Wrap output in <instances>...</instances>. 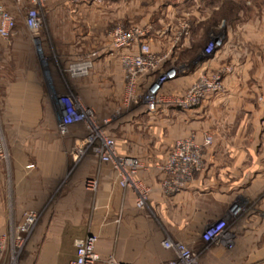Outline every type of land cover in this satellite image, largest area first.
<instances>
[{
	"label": "crops",
	"instance_id": "crops-1",
	"mask_svg": "<svg viewBox=\"0 0 264 264\" xmlns=\"http://www.w3.org/2000/svg\"><path fill=\"white\" fill-rule=\"evenodd\" d=\"M108 1L99 6L58 3V7L48 2L44 13L53 42H45V49L89 47L92 32L82 42L72 43L73 22L77 29H93V41L98 42L102 30L94 21L103 19ZM167 1L171 0H164ZM0 9L13 12L14 0H0ZM195 20L199 24V19ZM231 24L224 31L221 49L208 59H198L199 54L200 64L195 69L177 67V79L164 88L165 95H180L200 74L227 68L220 95L209 97L203 107L189 111L171 104L159 105L153 114H148L144 106L136 108L130 116L134 118L131 124L160 137L153 142L114 138L119 155L138 158L145 166L137 173V179L150 188V195L141 211L135 207L134 194L117 185L110 166L100 164L90 154L75 162L85 132L82 125L72 126L65 137L58 134L54 93L71 92L72 87L62 80L56 68L55 90L36 60H0V67L17 68L12 74L0 76L5 105L1 129L8 140L11 163V189L5 183L4 190L7 216L12 215L17 225L25 212L41 213L22 264H69L75 255L74 240L89 233L98 236L96 251L101 258L112 256L122 264H166L174 257L162 247L167 239L186 244L199 264H264V100H260L264 98V13L255 10L251 17ZM157 35L152 33L148 41L154 50L167 38ZM189 49V41L183 39L176 50L184 56ZM118 57L119 53L110 47L97 53L89 72L92 75L79 83L84 107L96 108L101 114L97 109L99 100L119 98L122 80ZM80 59H72L66 68ZM140 82L150 81L141 78ZM137 117L144 122L140 123ZM191 134L198 143L204 134L213 138L203 150L202 170L183 191L166 197L160 186V168L175 141ZM151 147L154 156H148ZM71 162L76 168L65 180ZM93 178L98 179L96 194L84 188V181ZM61 183L63 189L57 192ZM238 198L250 204L240 220L232 213ZM117 217L119 223L115 222ZM219 220L227 222L226 231L238 222L232 231L229 229L231 238L236 240L232 250L219 243L206 245L201 238L204 228ZM8 229L7 226L0 231V235Z\"/></svg>",
	"mask_w": 264,
	"mask_h": 264
},
{
	"label": "built area",
	"instance_id": "built-area-1",
	"mask_svg": "<svg viewBox=\"0 0 264 264\" xmlns=\"http://www.w3.org/2000/svg\"><path fill=\"white\" fill-rule=\"evenodd\" d=\"M73 6H99L108 0H52ZM32 8L25 17V26L30 32L32 42L37 53H41L42 39L41 11L46 0H31ZM16 23L14 17L7 11L0 9V39L8 40L14 36ZM150 26H131L130 28L116 27L110 32V48L119 53V64L126 78V103L135 104L140 98L148 114H153L162 104H171L181 111H189L200 107L211 96H218L224 91L223 71L205 72L180 95H165L164 88L178 77V70L174 67L164 69L166 57H159L151 52L148 41L152 34ZM223 46L221 38L213 37L200 54L201 58L212 57ZM97 53L93 52L71 63L66 73L73 79L85 78L93 68ZM141 78L150 81L148 84L140 82ZM264 100V98H260ZM54 113L57 132L65 137L69 129L75 125H82L85 131L77 148L75 162L87 154L97 158L98 162L111 167L115 174L117 185L122 189L130 190L135 196V207L144 210L149 200L150 188L137 179V173L144 169V164L135 157L121 156L116 151L115 140L110 138L102 129L109 124L103 120L99 125L96 122L92 109L84 107L77 99L69 95L54 97ZM213 139L204 135L198 143L194 134L175 141L173 147L161 166V190L166 197L179 194L202 170L203 150L210 146ZM2 144H0V162L8 163ZM84 188L96 194L98 179H87ZM93 205V210H96ZM239 209L233 208V215ZM39 220L36 211H28L23 215L22 222L9 225V235H0V264H5L7 250L9 260L16 263L25 250L29 238ZM116 223L120 222L117 217ZM227 222L219 220L206 226L201 238L206 245L219 243L230 248V238L226 232ZM98 236L92 233L73 242L75 255L69 264H122L110 256L100 257L96 251ZM8 246V248H7ZM162 247L174 254L166 264H199L190 248L179 241L164 240Z\"/></svg>",
	"mask_w": 264,
	"mask_h": 264
},
{
	"label": "rangeland",
	"instance_id": "rangeland-1",
	"mask_svg": "<svg viewBox=\"0 0 264 264\" xmlns=\"http://www.w3.org/2000/svg\"><path fill=\"white\" fill-rule=\"evenodd\" d=\"M31 0L28 2L14 0V9L13 12L7 10L9 14H11L16 23L14 36L8 40L0 39V60L1 59H23V60H31L34 59L39 62L40 69L43 74L49 79L48 84L55 89L54 81H53V68H56L59 76L63 81L67 82L71 88V92L68 91L66 93L55 92V96H62L72 94V97L77 99L80 103H82V98L80 94V81H84L92 74L85 78L73 79L71 78L65 71L67 64L72 62L73 60L81 57L85 58L89 54L93 52H101L104 47H110V32L116 27L122 28H130L131 26H150L152 28V32L154 34H158L157 36H165V44L158 45V49H151V52L159 57H166V62L163 65L164 69L167 68H177L179 67L183 70L187 69H195L200 64V61H197L198 55L201 54L206 45L210 42L211 38H221L223 40V34L227 27L230 26L231 23H238L244 17H251L254 14L255 10L258 12L264 13V0H197L194 4L192 3H184V4H173L174 2L164 0H109L108 5L105 10V15L103 19H98L95 24L101 26L102 36H98V42L95 43L93 41L96 35H93L95 31L93 29L86 30L85 27L79 26L81 28H75V22L72 23V33L71 41L72 43L82 42V38L87 35L92 34V40L89 39L91 44L89 47H82L81 50L71 49V47H67L65 49L58 50H46L45 42H49L52 44L53 37L49 32L47 18L44 13V7L48 4V2H52L53 5L57 6L60 2H54L52 0H46L44 3V7L41 11V29L40 36L43 40L41 53H37L34 44L32 42V38L30 32L25 26V17L27 12L32 8ZM58 7V6H57ZM170 7V8H167ZM159 10L157 13L155 11ZM173 12L170 15V12ZM183 13V14H182ZM243 13V14H242ZM194 14V16H193ZM166 16H169L166 17ZM244 16V17H243ZM199 19V24L196 25L195 19ZM160 19V20H159ZM239 19V20H237ZM231 28L234 29L233 24H231ZM236 29V28H235ZM98 33L99 30H98ZM82 36V37H80ZM61 37V38H60ZM60 39L63 38V34H60ZM67 38V37H66ZM80 38V39H79ZM183 39H187L190 44V49L187 53L182 55L176 50L177 46H179ZM74 43V45H75ZM84 43V42H83ZM82 43V44H83ZM73 45V46H74ZM62 46V45H61ZM80 46V45H78ZM86 46V45H85ZM201 57L199 56L198 59ZM73 59V60H72ZM206 59V58H202ZM173 62V63H172ZM17 68L14 66L10 67H0V76L1 75H9L12 74ZM119 69L121 73V93L118 96H114L109 100H99L98 108L101 112L98 113L96 108H91L94 112V116L96 122L100 125L103 120H109V124L103 126V130L105 133L110 134L109 137L116 140L126 141L128 139H145L153 142L157 140L160 136L159 134H148L143 132L142 129H138V126L131 124L134 121V118H130L135 111L136 108L142 107V101L140 98H137V103L128 104L126 103V78L123 73V70L119 64ZM227 68H220L217 71H223V76L226 73ZM10 71V72H9ZM65 71V72H64ZM206 71V70H205ZM228 71V70H227ZM214 72V71H213ZM100 84V82H99ZM85 85V84H84ZM70 89V88H69ZM56 90V89H55ZM4 94L0 89V144H2L6 154L8 155V163L0 162V168L2 167L3 179L5 181L0 180V231H3L7 226L14 223V219L12 215L7 216L6 210V198H4V190L6 191L7 185L10 187V177H11V163H10V151L8 147V140L6 138V134L1 129L2 127V119L5 111L4 105ZM85 102V100H83ZM204 106V103L196 108L199 109ZM100 114V115H99ZM140 120V123L144 121L140 118H136V120ZM146 122V121H145ZM115 128L114 130H110V128ZM110 131H109V130ZM70 131V130H69ZM85 135V132H83ZM192 135V134H191ZM208 135V134H204ZM212 137V136H211ZM114 139V140H115ZM213 139V138H212ZM152 152L148 151V156H154L155 152L153 147L150 148ZM164 149V148H163ZM75 166L71 162L69 168L67 169V175L65 180H68L70 175L75 170ZM63 180V181H65ZM7 185H6V184ZM63 184L57 188V192L62 190ZM11 189V187H10ZM238 205L236 208L239 209L238 214L235 218L239 220L244 217L249 211L250 204L245 200L238 198ZM11 213V212H10ZM12 214V213H11ZM41 213H39V220L29 238L28 244L33 233L36 230V227L40 221ZM238 223V222H237ZM237 223L231 225L229 229L232 231ZM226 231L230 238V249H234L236 245V240L231 238L230 230ZM5 235H9V229L5 233ZM28 244L25 250L22 252L21 256L17 259L16 263H11L9 258V249L7 250L5 264H22L26 249L28 248ZM8 248V246H7Z\"/></svg>",
	"mask_w": 264,
	"mask_h": 264
},
{
	"label": "trees",
	"instance_id": "trees-1",
	"mask_svg": "<svg viewBox=\"0 0 264 264\" xmlns=\"http://www.w3.org/2000/svg\"><path fill=\"white\" fill-rule=\"evenodd\" d=\"M229 1H231V0H229Z\"/></svg>",
	"mask_w": 264,
	"mask_h": 264
}]
</instances>
